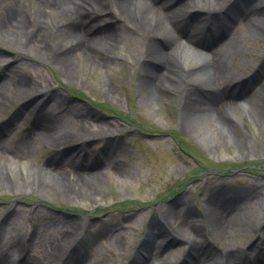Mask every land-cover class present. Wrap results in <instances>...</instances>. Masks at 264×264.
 <instances>
[{
    "label": "bare ground",
    "instance_id": "bare-ground-1",
    "mask_svg": "<svg viewBox=\"0 0 264 264\" xmlns=\"http://www.w3.org/2000/svg\"><path fill=\"white\" fill-rule=\"evenodd\" d=\"M32 1L0 0V46L5 48L8 55L9 49L15 53L22 51L41 59L46 65L57 66L63 76L67 74L66 78L75 80L80 72L90 73L89 69L93 67L100 69L101 62L106 66L103 68L104 75H109V72L115 73L119 62L131 61L139 68L136 83L140 102L155 117L158 102L162 103L169 91L183 99L181 90L186 86L191 87L187 101L190 104L193 102L192 114H205L221 126L224 125L219 118L229 116V108L247 104L248 96L244 89L250 80L234 82L230 66L236 56L244 53L247 40L264 39V0L245 2V11L239 13L232 9L230 0ZM258 2L260 7L252 8ZM207 5H211L209 8L223 6L210 12ZM187 8H197V11L187 16ZM206 23H209L207 27ZM132 37L140 41L139 47L129 50L121 45L123 40ZM199 46H203V50ZM121 49L125 57L119 52ZM98 52L103 56L100 60L96 57ZM9 58L5 56V66L0 77H6L9 67H17L15 59L9 61ZM96 75L101 77L98 71L93 74L94 77ZM200 79L204 80L201 84ZM2 82L0 91L8 88L12 94L4 93L0 96V108L6 104L11 106L12 102H25L18 110L12 111V117L0 124V129L7 126L8 122L13 125L22 115L30 125L28 133L39 136L50 147L58 149V160L57 165L53 160L41 166L30 165L25 136L14 147L1 143L0 167H4V172L12 178L2 180L0 177L1 189L10 192L33 191L31 182L40 180L37 188L47 196L58 195L80 201L89 193L98 198L101 192H93L91 186L94 182L101 181L100 178L108 176L102 169L110 158L100 162L87 159L91 152L97 151L92 145L104 143L103 148L107 150L110 140L95 139L96 135H91L87 128L88 116L79 112L76 106L53 105L59 104L58 98H63L59 92L47 99L46 88H40L32 80L23 78L7 82L4 79ZM261 88L263 91L264 84ZM104 89L109 95L114 94L106 85ZM141 91L146 96L142 97ZM237 91L239 94L235 96ZM202 92L207 97L202 98ZM8 109L9 106L5 110ZM213 120L208 122V126L211 129L213 127L211 135L213 133L212 136L218 138ZM116 131L102 130L99 135L108 136L109 132L114 135ZM75 140L81 144L71 150L65 148V144ZM74 154L85 155L86 160L84 159L82 166H77L75 162L73 164ZM87 162H93L91 168L87 166ZM123 163L113 161V173L117 175L119 183L129 178L127 169L122 168ZM74 166L81 169L76 171ZM43 180H49L52 185H45ZM236 195L238 194L233 192L229 196L223 189L215 192L206 208L208 221L206 218H193L190 215L191 207H187V203L182 201L177 202L178 205H175L169 215L161 213L153 216L149 221L148 235L133 264H143L144 260L145 264H264V241L256 239L246 250L234 244V240L242 236L254 238L259 225L238 214L250 207L255 200L242 203ZM207 229L212 236H217L218 244L224 245L225 250L217 253L201 244V236ZM6 233V229L0 230V264H36L28 256L22 258L23 254L15 253L17 246L22 247L24 252L26 246L29 248V242H23L20 235ZM63 238L66 248L71 246L72 250L78 242H82L73 231L70 235L63 234ZM123 241H126L124 236ZM179 243L190 245V251L185 252L188 257L171 262L169 259L173 250L170 248L173 245L180 247ZM119 244L120 240L111 246L115 248ZM51 247L47 255L49 261H45V264H52L59 256L65 258V263L68 261V264H78L80 261L82 264V259L71 258L76 252H69L57 245ZM86 249L88 248L83 249L85 253ZM217 254L220 258L214 259ZM179 255L178 252L175 259ZM138 257L143 261L139 263Z\"/></svg>",
    "mask_w": 264,
    "mask_h": 264
},
{
    "label": "rangeland",
    "instance_id": "rangeland-1",
    "mask_svg": "<svg viewBox=\"0 0 264 264\" xmlns=\"http://www.w3.org/2000/svg\"><path fill=\"white\" fill-rule=\"evenodd\" d=\"M230 1L232 9L237 12L245 11L243 2H249ZM260 2L253 6L260 7ZM222 6L206 7L212 12ZM187 10L191 14L197 8L185 9ZM247 42L244 53L236 56L230 66L234 82L250 80L244 89L248 96L247 104L229 108V116L219 118L224 126L205 114H192L193 102L190 104L187 101L191 87L187 86L181 90L183 99L169 91L167 98L162 103L158 102L157 117L153 116L140 102L136 83L139 68L131 61L119 62L115 73L109 72V75H104L103 68L106 66L101 62L100 69L93 67L89 69L90 73L80 72L75 80L66 78L67 74L63 76L57 66L46 65L41 59L26 55L22 51L15 53L9 49L8 55L5 48L0 46V73L5 66V56L10 57L9 61L15 59L18 63L17 67H9L6 77L1 75L0 86L4 79L10 82L24 78L32 80L42 89L46 88L47 99L53 93L59 92L63 98H58L59 104L52 102L53 105L76 106L79 112L88 116L86 122L91 135H96L95 139L110 140L107 150L103 148L104 143L91 146L98 150L94 152L99 156L96 159L98 162L110 158L102 169L108 176L100 178L101 181L94 182L91 186L93 192H101L98 198L89 195L88 191L87 197L80 201L58 195L47 196L37 188L40 180L32 181L31 187L34 190L28 192H10L2 190L0 186V230L6 229L7 235H20L23 242H29V248L26 245L23 248L26 252L24 255L33 259L36 264L49 261L47 255L51 246L57 245L65 249L63 234L70 235L72 231L78 240L82 239L73 250L71 246L66 248L69 252H76L72 259H82V264H131L139 244L148 235L149 221L153 216L161 213L169 215L175 205L182 201L187 203V207H191L190 215L193 218H206L208 221L207 204L215 192L223 189L229 196L236 192V198H240L242 203L255 200L250 207L238 213L241 217L245 216L259 224L255 236L252 239L250 236H242L235 239L234 244L246 250L256 239L263 242L264 90L261 87L264 84V39H249ZM140 44L136 37H132L123 40L121 45L133 50ZM199 48L203 50V46ZM119 52L125 57L122 49ZM96 57L99 60L103 58L100 52ZM95 71L101 77H94ZM204 80L200 79V84ZM104 85L108 90H113L114 94L105 92ZM4 93L12 94L8 88L1 90L0 96ZM141 94L142 97L146 96L144 91ZM237 94L239 92L235 96ZM200 95L202 98L207 97L203 92ZM24 102H12L11 106L6 104L10 110H5L7 107L2 106L0 118L9 121L12 111L18 110ZM27 109L25 111L28 112ZM211 120L218 138L212 136L213 133L211 135L213 127L211 129L208 126ZM7 124L0 129V144L14 147L25 136L30 165L41 166L51 160L57 165L58 149L50 147L39 136L28 133L30 125L22 115L13 125L11 122ZM102 130L117 131L114 137L110 132L107 133L108 136L99 135ZM79 144L81 142L75 140L65 144V148L71 150ZM73 159V164L76 162L77 166L83 165V162ZM114 160L123 161L122 168L127 169L129 178L123 179L121 183L113 173ZM92 163L87 162V166L91 168ZM3 168L0 167L1 179L12 180ZM80 169L74 166V170ZM43 182L45 185H52L49 180ZM123 236L126 241H123ZM216 237L207 229L201 236V244L217 253L225 250L224 245L218 244ZM118 240L120 244L112 248L111 244ZM179 244L180 247L173 245L170 248L173 250L169 259L171 262L183 259L186 256L184 251H190V245ZM84 247L88 248L86 253ZM17 249L21 250L18 247ZM178 252L180 255L175 259ZM15 253H18L16 248ZM213 258L219 259L220 256L217 254ZM55 259L52 264H63L65 260L63 256ZM138 259L139 263L143 261L140 257ZM78 264L81 262L78 261Z\"/></svg>",
    "mask_w": 264,
    "mask_h": 264
}]
</instances>
